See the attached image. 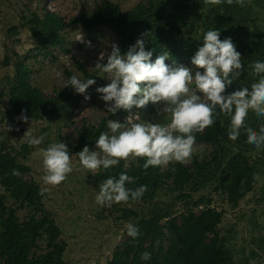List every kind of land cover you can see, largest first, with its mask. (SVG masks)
I'll use <instances>...</instances> for the list:
<instances>
[{
	"label": "rangeland",
	"instance_id": "rangeland-1",
	"mask_svg": "<svg viewBox=\"0 0 264 264\" xmlns=\"http://www.w3.org/2000/svg\"><path fill=\"white\" fill-rule=\"evenodd\" d=\"M104 1L106 0H0V145L7 154L26 168L22 174L26 181L34 182L41 190L47 189L43 195L44 209L38 211L20 205L2 186L0 179L2 203L8 210L15 211L21 222L32 216L39 221L44 218L53 220L61 231L57 243L65 246L66 264H108L114 253L126 243L129 237L126 226L129 223L135 224L152 214H168L170 219L176 217L179 219L181 214L189 212L199 214L203 208L208 207L223 213L219 233L225 245L233 251L235 264H264V146L257 149L254 145L248 144L243 128L236 141L229 138L227 141L233 150H241L252 157L258 173L252 192L237 207L229 203L223 191L217 190L225 174V153L219 155L201 174L195 173L193 181L180 191L173 188L172 179H167L153 201L114 203L111 207L96 203L99 185L106 180L103 178L105 170L101 168L92 173L79 164L77 153L83 149L79 142V132L86 129L94 135L95 129L107 117L121 123H124L129 115H132L133 122L161 124L167 122L162 115L157 114V106L151 103L145 108L134 107L131 113L128 111L126 114H116L110 118L111 113L106 111L105 102L99 99L100 94L95 91L96 87L105 86L110 81L108 74L99 72L94 65L101 52H110L112 43L119 44V38L112 28L106 26L86 32L78 24V20L82 12H94ZM107 1H112L119 5L124 13H129L140 3L148 4L149 0ZM191 2L157 0L155 14L170 15L176 8L181 9ZM262 3L264 4V0ZM47 4L64 22V28L59 31L63 39L60 46H54L50 42L43 44L50 35L44 11V8L49 11ZM245 4L247 9L251 10L249 11L251 15L243 22L244 28L253 33L259 29L264 34V7L259 8L250 2ZM211 6L196 9L198 17L208 14ZM238 28L239 26H235L231 34L238 39L233 38L232 41L237 51L241 53L244 71L247 69L246 62L262 61L264 39L259 41L257 35L250 36L248 32L247 36L242 37ZM166 52L168 53V50ZM152 61L154 62L155 58H152ZM20 62L27 67L31 84L48 97L56 96L67 87L66 70L81 79H94L96 84L87 90L91 99L85 100L84 95L74 93L68 100H61L54 116L31 119L27 123L18 120L13 112L10 93L16 82L15 63ZM104 62L106 63V59ZM165 63L170 66L184 65L193 68V71H203L196 69L187 61L171 63L169 57ZM258 79L259 77L252 76L241 81L235 88L250 89L251 84ZM159 107H163V104L161 103ZM229 125L228 117L227 129ZM261 125H264V117L258 118L249 110L245 126L259 131ZM26 131L31 132L33 137L44 135L43 142L37 146H30L27 143L28 137L24 135ZM58 142L67 144L73 171L61 184L46 185L43 182L45 172L40 150ZM215 152V147L210 143H196L190 162L184 165L194 170L196 159L199 162H209ZM137 163L138 158L130 157L119 164L128 169ZM176 163L161 166V169L168 171L172 164ZM183 195L189 198H184ZM163 224L165 226V221ZM164 232L169 235L166 229ZM164 244H168L167 240ZM48 250V241L43 238L35 252L44 254Z\"/></svg>",
	"mask_w": 264,
	"mask_h": 264
},
{
	"label": "trees",
	"instance_id": "trees-1",
	"mask_svg": "<svg viewBox=\"0 0 264 264\" xmlns=\"http://www.w3.org/2000/svg\"><path fill=\"white\" fill-rule=\"evenodd\" d=\"M191 1L190 5L186 4L181 9L176 8L170 15L156 16L157 0H149L148 4L140 3L129 13H124L119 5L106 0L94 12H82L78 24L86 32H92L101 26L112 28L119 38L118 46L122 55L127 53L138 38H143L145 50L153 52L152 58L156 59L168 50L171 63L182 61L191 63V57L203 45V34L209 29L219 30L221 40L227 37L233 39L234 34L231 33L234 32L235 26H239L242 37L247 36L248 32L250 36L257 35L259 41L264 39L261 36L264 34L259 29L253 33L243 25L246 17L251 15L249 12L251 10L247 9L245 2L263 8V0H244L243 6L237 4L235 0L232 5H228L225 0L220 5H212L209 13L201 18L198 17L196 9L209 5H206L204 0ZM44 11L50 35L43 44L50 42L54 46H60L63 39L59 31L64 28V22L53 12L45 8ZM144 33H147V36H142ZM251 63L252 61L245 63L247 71H242V75L229 87V92L234 91L241 81L252 78L251 69L248 67ZM15 71L16 82L10 95L16 118L21 115L22 109L26 110L29 120L54 116L61 100L66 101L76 93L68 84L56 96L48 97L31 84L29 71L24 64L15 63ZM65 73L68 80L75 75L69 70ZM127 112L121 109L114 114L111 113L110 118ZM108 120L109 117L103 119L100 126L95 129L94 135L91 131L82 129L79 132L80 145L94 149L95 141L101 132L108 131ZM227 128L228 117L219 116L215 118L212 126L203 132L195 133L196 143H210L216 152L209 162H199L196 159L194 170L178 162L172 164L168 171H163L161 166H150L145 170L143 164L146 158H138L137 165H132L128 169H125L123 164H118L105 170L103 178L118 179L120 173H126L135 180V183L126 184L127 188L135 189L142 185H147L148 188L142 198L135 201L130 199L127 203H147L155 199L167 179H172L173 188L180 191L193 181L195 173L201 174L219 155L225 153V174L217 190L223 191L229 203L237 207L252 192L258 172L251 156L231 148L227 141L229 130ZM14 169L19 175L12 174ZM25 171L26 168L7 154L0 145L2 186L23 207L43 211L44 196L40 195L41 189L34 182H28L22 177ZM182 197L189 198L187 195ZM2 200L3 197L0 196V264H66L65 246L57 243L61 231L54 221L48 218L39 221L32 216L21 222L15 211L8 210ZM222 221L223 213L211 207L203 208L199 214L193 212L181 214L179 219L177 217L170 219L168 214H152L134 224L139 228L140 235L135 239L129 236L108 264H235L233 251L225 245L219 233ZM165 229L169 235L164 232ZM43 238L48 241L49 250L44 254H38L35 249ZM166 240L167 245L164 244ZM144 252L151 254L149 260L141 258Z\"/></svg>",
	"mask_w": 264,
	"mask_h": 264
},
{
	"label": "clouds",
	"instance_id": "clouds-1",
	"mask_svg": "<svg viewBox=\"0 0 264 264\" xmlns=\"http://www.w3.org/2000/svg\"><path fill=\"white\" fill-rule=\"evenodd\" d=\"M223 2L225 0H204L206 5H220ZM233 2L226 0L228 5ZM235 2L240 6L244 4V0ZM220 35L217 29L207 30L203 34V45L191 57V65L203 71L166 64L169 57L167 52L157 56L153 62V52L145 50L143 38H138L123 55L116 43L111 44L110 52H101L94 68L108 74L110 82L96 87L95 91L100 94L99 99L105 102L106 111L114 114L123 109L131 113L134 107L141 109L151 103L157 106V114L167 122H133L132 115L124 123L109 119L108 131L101 132L95 141L96 150L85 145L77 153L79 164L92 173L101 168L108 170L130 157L146 158L143 164L145 170L150 166H167L172 162L186 164L194 153L195 133L212 126L219 116L230 118V140L236 141L243 128L248 144L257 149L264 146V125L260 126L259 131L245 126L249 110L258 118L264 117V61L257 60L248 65L250 74L259 77L250 89L240 87L229 92V87L242 75L244 64L232 39L227 37L221 40ZM142 36H147V33ZM68 84L77 94L84 95L85 100H90L87 90L96 81L73 75ZM161 103L163 107H159ZM17 119L25 123L29 121L25 109L21 110ZM24 135L28 137L30 146L40 145L44 140V135L33 137L29 131ZM40 154L45 172L44 184L59 185L73 171L66 143H52L41 149ZM12 174L19 175V172L14 169ZM131 183H135L134 178L124 172L120 173L118 179L107 178L99 185L96 203L111 207L114 203L139 200L148 190L147 185L127 188L126 184ZM46 190L42 189L40 195L43 196ZM126 228L128 236L133 239L140 235L136 225L129 223ZM141 258L149 260L151 254L144 252Z\"/></svg>",
	"mask_w": 264,
	"mask_h": 264
},
{
	"label": "built area",
	"instance_id": "built-area-1",
	"mask_svg": "<svg viewBox=\"0 0 264 264\" xmlns=\"http://www.w3.org/2000/svg\"><path fill=\"white\" fill-rule=\"evenodd\" d=\"M47 9L53 13H55V11L51 8V6L49 4L46 5ZM89 44V42H87Z\"/></svg>",
	"mask_w": 264,
	"mask_h": 264
}]
</instances>
